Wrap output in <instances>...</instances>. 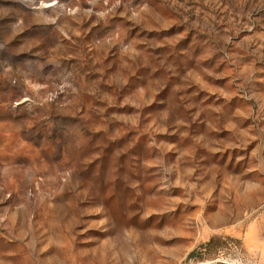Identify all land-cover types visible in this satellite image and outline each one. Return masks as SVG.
Returning <instances> with one entry per match:
<instances>
[{"label": "rangeland", "instance_id": "obj_1", "mask_svg": "<svg viewBox=\"0 0 264 264\" xmlns=\"http://www.w3.org/2000/svg\"><path fill=\"white\" fill-rule=\"evenodd\" d=\"M0 264H264V0H0Z\"/></svg>", "mask_w": 264, "mask_h": 264}]
</instances>
